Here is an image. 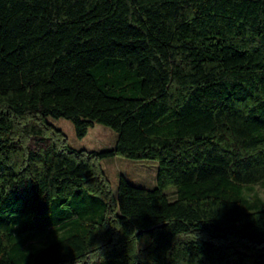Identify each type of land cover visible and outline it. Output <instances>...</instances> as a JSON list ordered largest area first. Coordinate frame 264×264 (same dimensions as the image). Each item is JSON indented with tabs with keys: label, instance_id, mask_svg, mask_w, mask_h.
<instances>
[{
	"label": "trees",
	"instance_id": "trees-1",
	"mask_svg": "<svg viewBox=\"0 0 264 264\" xmlns=\"http://www.w3.org/2000/svg\"><path fill=\"white\" fill-rule=\"evenodd\" d=\"M262 180L264 0H0V264H264Z\"/></svg>",
	"mask_w": 264,
	"mask_h": 264
},
{
	"label": "rangeland",
	"instance_id": "rangeland-1",
	"mask_svg": "<svg viewBox=\"0 0 264 264\" xmlns=\"http://www.w3.org/2000/svg\"><path fill=\"white\" fill-rule=\"evenodd\" d=\"M48 121L60 128L68 138L69 144L75 149L105 150L114 146L117 133L109 126L95 123L89 127L87 134L79 138L76 136L73 123L64 118L49 116ZM101 165L109 178L112 189L116 191L118 177L122 174L130 183L144 188L156 187L157 161L153 159H132L120 155L103 158ZM171 196L174 190H169ZM244 194L249 201L264 198V180L244 188ZM40 238V237H39ZM46 239L41 237V240ZM145 242H142L144 245Z\"/></svg>",
	"mask_w": 264,
	"mask_h": 264
},
{
	"label": "clouds",
	"instance_id": "clouds-1",
	"mask_svg": "<svg viewBox=\"0 0 264 264\" xmlns=\"http://www.w3.org/2000/svg\"><path fill=\"white\" fill-rule=\"evenodd\" d=\"M94 259H95V257H94Z\"/></svg>",
	"mask_w": 264,
	"mask_h": 264
}]
</instances>
